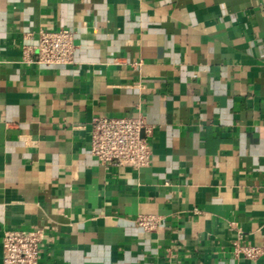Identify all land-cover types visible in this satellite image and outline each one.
Returning <instances> with one entry per match:
<instances>
[{"label": "crops", "instance_id": "1", "mask_svg": "<svg viewBox=\"0 0 264 264\" xmlns=\"http://www.w3.org/2000/svg\"><path fill=\"white\" fill-rule=\"evenodd\" d=\"M41 29L72 65L27 63ZM140 114L150 166L105 169L93 119ZM15 229L39 264H264V0H0V264Z\"/></svg>", "mask_w": 264, "mask_h": 264}, {"label": "built area", "instance_id": "2", "mask_svg": "<svg viewBox=\"0 0 264 264\" xmlns=\"http://www.w3.org/2000/svg\"><path fill=\"white\" fill-rule=\"evenodd\" d=\"M76 50L73 31L41 29L35 45H24L28 64L46 66L72 65ZM90 153L105 168L129 167L140 170L151 164L152 147L149 138L153 127L144 115L136 118L98 116L92 121ZM147 231L158 227L154 216H140L136 220ZM46 234L43 230H8L3 236V264H39L40 249ZM236 256L255 260L263 252L260 248L235 243Z\"/></svg>", "mask_w": 264, "mask_h": 264}]
</instances>
